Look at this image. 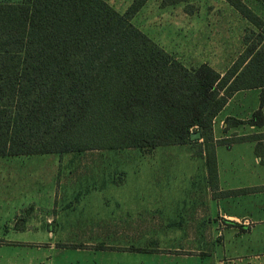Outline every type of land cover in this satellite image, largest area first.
Returning <instances> with one entry per match:
<instances>
[{
	"label": "trees",
	"instance_id": "1",
	"mask_svg": "<svg viewBox=\"0 0 264 264\" xmlns=\"http://www.w3.org/2000/svg\"><path fill=\"white\" fill-rule=\"evenodd\" d=\"M147 2L120 13L107 0H0V156L184 145L200 132L217 195L264 191H218L216 154L217 145L256 140L261 156L264 133L214 134L240 90L261 88V107L248 121L226 118L227 128L264 125V19L244 0H227L258 31L222 73L188 67L137 27Z\"/></svg>",
	"mask_w": 264,
	"mask_h": 264
},
{
	"label": "rangeland",
	"instance_id": "2",
	"mask_svg": "<svg viewBox=\"0 0 264 264\" xmlns=\"http://www.w3.org/2000/svg\"><path fill=\"white\" fill-rule=\"evenodd\" d=\"M107 1L124 13L134 0ZM244 1L264 19V0ZM132 22L188 67L209 63L223 73L244 51L246 35L255 39L253 31H258L227 0H148ZM241 124L246 125L244 131L253 135L248 122ZM196 130L198 127L192 131ZM200 138L191 136L184 145L144 149H98L65 152L62 156L57 153L0 156V253L21 252L29 263L49 255L51 264H59L62 255H67V261H75L73 258L84 255L78 253V248L119 250L125 244L146 245L148 237L156 252V257L149 254L150 262L155 258L156 264H200L202 256L170 258L167 251L183 247L195 249L197 231L203 229L206 238L207 228L211 227L208 222L224 220L206 210L200 217L194 203H187L192 197L188 193H171V200L178 197L181 201L161 202L165 211L172 210V217L155 221L154 234L153 226L148 228L143 221H99L102 216L109 219L110 215H115V207L110 205L115 203L110 189L119 185L198 187L207 197L211 185L203 156L204 142ZM224 149V165L228 167V160L229 166L243 164L238 158L234 162ZM256 156L258 154L253 153L248 162V167H255L256 176L244 179V175L236 172L229 184L237 185L262 176L264 164L255 166ZM68 172L70 180L66 181L63 176ZM91 187H98L101 193L91 191ZM211 191L214 190L211 188ZM139 195L149 198L146 193ZM213 195H217L216 192ZM90 196L97 199L91 206ZM102 197L110 198L105 200V206L100 200ZM221 197L215 209L218 205L227 209L231 202L227 201L228 197ZM262 199L264 196L237 197L230 204L235 201L241 211L245 209L244 204L248 209L252 207L255 216L250 218L257 222L264 214ZM199 224L203 226L199 227ZM243 228L247 231L238 234L235 240H228L229 233L225 232L215 251L217 257H207L205 264H216L217 260L219 264H247L251 261L250 256L263 253V244L259 240L264 236L263 224H256L252 232L248 227ZM121 232L129 237L128 241L118 238ZM153 237L154 242L151 241ZM96 255L85 260H105L104 253ZM119 255L121 260L126 259L132 264H139L144 259L140 255ZM113 256L116 258L117 254Z\"/></svg>",
	"mask_w": 264,
	"mask_h": 264
},
{
	"label": "crops",
	"instance_id": "3",
	"mask_svg": "<svg viewBox=\"0 0 264 264\" xmlns=\"http://www.w3.org/2000/svg\"><path fill=\"white\" fill-rule=\"evenodd\" d=\"M209 64V63H208ZM220 72V71H219ZM223 73V72H222ZM261 93L262 89H246V90H240L236 92L228 101L227 105L224 107V109L219 113L217 118L215 119L214 124V134L216 139H222L231 137L233 135L237 136H246L250 133L244 131V128H246L245 124H234L232 126H229L227 128L226 118L228 117H234L237 120L240 121H248L253 113L258 110L261 107ZM264 113V106L262 108ZM248 115V116H246ZM250 132L251 134H261L264 133V125L262 126H254L250 125ZM262 142V155L255 157V166L264 164V139ZM258 141L256 140H248L243 142L234 143L231 146L227 145H217L216 147V154H217V162H218V175H219V189L218 191H226V190H234V189H241V188H248V187H255V186H262L264 185V172L262 173V176L255 177L253 180H248V182L237 184V185H231L229 184L231 177L236 174V172L244 175V179H252V177L256 176V170L255 167L252 169L251 167H248V162L250 160V157L253 153L256 152ZM227 149V152L233 157V161H236V158H238L239 162H242L241 166H229L230 160H228V167L224 165V155H225V149ZM231 152H235V154H232ZM222 154V156H221ZM62 156L63 154H59ZM238 155V157H236ZM205 160V155H204ZM61 173V172H59ZM70 172L64 174V178L70 180L69 178ZM98 187H91V191H96L98 193H101V191H97ZM110 193L114 194V204L111 203L110 205H114L116 213L115 215H110L109 219L108 216H102L99 221H143L149 226H153V234H154V223L155 221H165L168 218L172 217L171 211H165L164 208L161 205L162 201H169L177 200L181 201V198H172L169 196L171 193L179 194V193H188L189 195H192V197L189 198V201L187 203H194L195 209H198L200 212V217L204 216L203 211L206 210L207 213H211L213 216L218 214L221 216V218L224 221H209L208 225H211L210 228H207L206 238H204L203 229H200L197 231V239H196V245L195 249H178V248H172L170 249L168 254L170 258H175L177 255H181L184 258L188 255L194 256H202L200 264H205L207 261V257L212 256V258L217 257L215 254L216 248L218 247V243L224 239L225 232H228V240H235L238 236V234L246 232L247 230L243 227H248L250 229L249 232L254 231V227H256V224H263L264 226V214L260 215L258 218L259 221L254 222L250 217L255 216L253 214L252 207L248 209L247 205L244 204L245 209L240 210L236 207L235 200L237 197H257V196H264V191L259 192H252V193H246V194H240V195H230L226 196L228 197L227 201H231L228 203L227 209L220 208L218 205V208L215 209V204L220 203L223 197L220 195H213L214 191H211V188L208 189V196L204 197L205 192L202 191L200 188H180V187H168V186H157V185H119L116 186L114 189H110ZM217 191V192H218ZM107 191H105L106 193ZM146 193L149 195V198L145 199L143 194ZM90 194H92L90 192ZM195 195V196H194ZM90 206L92 204L97 203V199L93 196H90ZM110 198L102 197L100 200H102L103 205L105 206V200ZM145 201H148V205L145 204ZM158 202H160L158 204ZM137 204V206H135ZM193 205V206H194ZM206 206V208H204ZM249 206V205H248ZM262 208L261 210H264V199H262ZM94 207V206H92ZM169 207V206H168ZM193 208V207H192ZM99 209V208H96ZM186 209V208H183ZM216 210V211H215ZM104 218V219H103ZM147 220V221H145ZM203 224H199L198 226L201 227ZM198 227V228H199ZM248 229V230H249ZM124 230V229H123ZM149 230V229H148ZM123 232V231H122ZM121 232L122 235H119V239L122 241H128L129 237L127 235H124ZM208 234L209 235L208 237ZM134 236V235H133ZM132 240H134L132 238ZM262 241L263 244V250H264V236L263 238L259 239ZM147 244L146 245H121L122 249L119 250H113V249H98L94 250L91 248H84L87 250H83L82 248H78V253L87 255H79L73 260L75 261H67L66 256L62 255L63 258L61 260H58L59 264H132L128 262L126 259H122L119 257L121 253L123 254H132L134 256L140 255L141 258H144L139 264H156V260L154 258L153 262H150V253L155 256L156 252L154 250L155 246L154 244H150V238H146ZM152 242L155 241V237L152 238ZM205 243V244H204ZM249 247H252V244L249 243ZM142 249V250H139ZM98 252H102L105 254V256H102L105 260L103 261H91V260H85V259H91L92 257H96ZM180 252V253H179ZM116 253L117 257L115 258L113 254ZM144 254H147V256H144ZM152 255V256H153ZM116 256V255H115ZM239 256V255H238ZM70 257V256H69ZM83 257V258H82ZM156 257V256H155ZM236 257V256H235ZM240 257V256H239ZM211 258V259H212ZM251 261L247 264H264V251L261 254H254V256H250ZM0 264H51V259L49 255H46L45 257L39 258L38 261H30L29 263L25 256L21 252L17 251H9L5 253H0ZM113 259V260H112ZM147 259V260H146ZM255 260V261H253ZM91 261V262H90ZM215 261V260H214ZM172 263V262H171ZM170 263V264H171ZM220 262L217 260L216 264H219ZM169 264V263H167ZM246 264V263H244Z\"/></svg>",
	"mask_w": 264,
	"mask_h": 264
},
{
	"label": "water",
	"instance_id": "4",
	"mask_svg": "<svg viewBox=\"0 0 264 264\" xmlns=\"http://www.w3.org/2000/svg\"><path fill=\"white\" fill-rule=\"evenodd\" d=\"M195 137L200 138L201 137V133L200 132L193 133L192 134V138H195Z\"/></svg>",
	"mask_w": 264,
	"mask_h": 264
}]
</instances>
